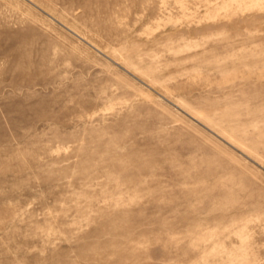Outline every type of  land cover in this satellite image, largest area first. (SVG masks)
<instances>
[{
	"label": "rangeland",
	"instance_id": "rangeland-1",
	"mask_svg": "<svg viewBox=\"0 0 264 264\" xmlns=\"http://www.w3.org/2000/svg\"><path fill=\"white\" fill-rule=\"evenodd\" d=\"M0 264H264V0H0Z\"/></svg>",
	"mask_w": 264,
	"mask_h": 264
}]
</instances>
